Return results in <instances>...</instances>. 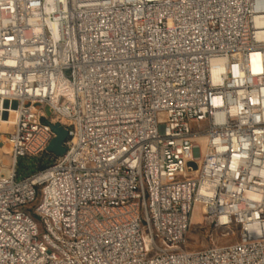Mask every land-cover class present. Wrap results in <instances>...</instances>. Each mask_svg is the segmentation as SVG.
Segmentation results:
<instances>
[{
    "label": "built area",
    "instance_id": "1",
    "mask_svg": "<svg viewBox=\"0 0 264 264\" xmlns=\"http://www.w3.org/2000/svg\"><path fill=\"white\" fill-rule=\"evenodd\" d=\"M196 206L240 241L164 251ZM147 222L146 264H264V0H0V264H139Z\"/></svg>",
    "mask_w": 264,
    "mask_h": 264
},
{
    "label": "bare ground",
    "instance_id": "2",
    "mask_svg": "<svg viewBox=\"0 0 264 264\" xmlns=\"http://www.w3.org/2000/svg\"><path fill=\"white\" fill-rule=\"evenodd\" d=\"M196 207L199 208V206ZM196 213L193 215V219H195ZM23 215L26 217V219L32 221L34 230H36V236L40 238V244L43 249H46L48 253H51L53 256H64V248H59L56 245V240L50 237L48 232H46L45 220L40 217H36V211L33 208H23ZM148 220L156 221L155 212H148ZM147 231H154V222H147V230L139 229V241L141 242V251H139V264H146V259L149 258V252H152V238L150 237V233H147ZM56 236L59 238H64V241L66 242L80 241V234L67 232V229L64 225H56ZM154 239L158 241L160 245H162L164 251L170 254H183L190 250L194 251L195 254H204L207 250V247L202 249H189L187 247L188 239L172 240L171 236H168L166 233L162 232H154ZM236 241H240V234L237 235V239L234 242L224 245H217V247H231L233 244H236ZM257 242H264V234H257Z\"/></svg>",
    "mask_w": 264,
    "mask_h": 264
},
{
    "label": "rangeland",
    "instance_id": "3",
    "mask_svg": "<svg viewBox=\"0 0 264 264\" xmlns=\"http://www.w3.org/2000/svg\"><path fill=\"white\" fill-rule=\"evenodd\" d=\"M47 111L49 112L48 109ZM200 142H202V140L198 139L199 145ZM196 154L200 155V147L196 150ZM46 157L47 156H43L42 159ZM38 162V158L22 157L19 160L18 168L22 172H32L37 169L36 165ZM195 213V219L192 218V223L188 232L187 247L189 249H202L215 245H224L232 243L237 239L238 234H230V236H225V230L223 228L214 229L207 222L200 206L195 210Z\"/></svg>",
    "mask_w": 264,
    "mask_h": 264
},
{
    "label": "water",
    "instance_id": "4",
    "mask_svg": "<svg viewBox=\"0 0 264 264\" xmlns=\"http://www.w3.org/2000/svg\"><path fill=\"white\" fill-rule=\"evenodd\" d=\"M52 128L56 136L49 144L47 151L49 153H53L55 156H61L66 152L64 143L68 138V130L64 128L60 123L53 124Z\"/></svg>",
    "mask_w": 264,
    "mask_h": 264
},
{
    "label": "trees",
    "instance_id": "5",
    "mask_svg": "<svg viewBox=\"0 0 264 264\" xmlns=\"http://www.w3.org/2000/svg\"><path fill=\"white\" fill-rule=\"evenodd\" d=\"M43 156H47L48 158L46 157V158L42 159ZM50 159H51V154L45 153L44 155H42L41 157L38 158L39 162L37 163L36 168H42V167L46 166L50 162Z\"/></svg>",
    "mask_w": 264,
    "mask_h": 264
}]
</instances>
